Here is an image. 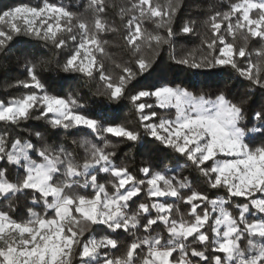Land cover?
I'll use <instances>...</instances> for the list:
<instances>
[{"label": "snow or ice", "instance_id": "snow-or-ice-1", "mask_svg": "<svg viewBox=\"0 0 264 264\" xmlns=\"http://www.w3.org/2000/svg\"><path fill=\"white\" fill-rule=\"evenodd\" d=\"M87 8L93 13L91 22L48 0L37 5L21 2L0 12V52L21 36L50 44L58 52L68 48L60 70L88 78L98 73L104 83L100 94L111 105L127 100L138 114L139 129L85 115L77 96L48 92L36 65L28 62V78L10 85L28 91L0 101V122L12 128L34 118L53 130L84 127L97 142L73 141L84 152L78 158L63 146L38 148L31 139L13 138L7 128L0 131V161L19 169L15 180L8 178L7 169H0V198L26 195L33 203L25 220L13 218L11 203L9 210H0V264H264V144L250 147L245 142L249 133L264 136V108L253 113L261 126L248 130L242 126L244 101H234L223 91L210 97L170 83L132 91L136 78L153 66L139 55L141 44L147 42L149 48L170 44L180 4L112 0L111 8L124 25L123 39L136 57L134 67L116 64L117 75L107 74L98 59L107 44L101 35L117 31L114 22L105 19L108 0H88ZM148 19L166 29L165 35L145 34L142 21ZM206 24L212 34L206 41L209 55L199 60L189 55L176 63L190 70L230 67L253 87L264 89V59L252 63L246 46L237 47L227 39L239 34L245 41L264 42V0H237L227 11H213ZM194 30L195 21L189 20L180 32ZM256 55L264 58V47ZM238 59L249 62L242 66ZM154 108L175 114L167 117ZM33 112L39 115L33 117ZM105 134L133 145L150 137L161 151L184 158L209 188L224 190V196L210 198L192 190L187 177L170 174L175 169L155 170L149 164L138 169L142 174L138 178L114 162L116 153L109 149L115 146ZM32 135L43 140L41 132ZM97 171L111 179L98 183ZM89 188L91 193L84 191ZM142 193L150 202L133 209ZM169 197L179 203H168ZM234 198L244 201L235 205L236 214L230 204ZM157 226L163 231L153 234ZM141 229L144 235L137 236ZM121 231L133 239L114 256L119 248L115 237Z\"/></svg>", "mask_w": 264, "mask_h": 264}, {"label": "trees", "instance_id": "trees-1", "mask_svg": "<svg viewBox=\"0 0 264 264\" xmlns=\"http://www.w3.org/2000/svg\"><path fill=\"white\" fill-rule=\"evenodd\" d=\"M21 2L37 5L41 4L43 0H0V12ZM48 2L63 5L89 22L92 20L93 13L87 8L88 0H48ZM119 2L124 3L125 0H119ZM153 2L166 5L169 0H153ZM172 2L180 4L171 25L176 35L172 38L170 44H161L152 48L148 47L147 42L141 44L139 55L151 60L153 66L147 73L136 78L131 90L147 89L152 85L159 86L160 84L170 83L181 85L194 94L203 93L210 97H214L218 92L223 91L234 101H244L246 119L242 122L243 127L250 130L253 127L261 126L260 122L253 118V113L264 108V89L253 87L247 79L240 77L230 67L190 70L187 66L176 63L177 60L189 55L197 60L209 55L206 41L211 39L212 34L206 24L208 17L213 11H227L228 7L237 0H172ZM108 3L109 9L105 19L114 22L117 31L101 35V39L107 41V44L105 54L103 56L98 55V59L104 63L107 74L117 75L120 69L115 67L116 64H129L134 67L133 61L136 57L135 54L129 51L123 39L125 35L124 25L116 15V11L111 8L112 0H108ZM189 20L195 21V30L189 34H182L180 29ZM142 29L145 34L158 33L165 35L166 33V29L158 28L157 23L151 19L142 21ZM227 39L237 47L246 46L247 51L251 54L249 60L252 63L264 59L256 55V50L264 47V42L252 39L245 41L244 37L239 34L235 39L231 36ZM67 54L68 48L58 52L50 44L45 46L42 41L24 36L14 37L7 50L0 52V101H7L28 91L23 87H10V85L18 80L28 78L26 65L31 62L36 65L37 74L48 92L64 97L69 94L77 96L79 103L84 105L80 111L85 115L100 120L104 124H123L130 128L139 129L138 114L127 100L118 106L111 105L100 94L104 90V83L99 79L98 73H94L93 78H88L83 74L65 73L60 70L59 65L64 62ZM173 56L175 60L172 59ZM249 60L238 59V63L247 66ZM152 102L149 100V103ZM153 110L167 117H173L175 114L174 111H165L159 108ZM36 115H39V113L33 112V117ZM6 128L11 132L13 138L31 139L38 148L41 145L63 146L72 151L78 158H82L84 152L73 141L87 138L97 142V137L87 128L81 127L67 131L53 130L47 125L46 121L34 118L12 128H8L6 124L0 122V131ZM35 132H41L43 140H39L32 135ZM105 135L111 144L115 146L109 149L116 153L114 162L118 166H127L138 178H142V174L138 172V169L149 164L155 170L175 169L176 172L170 174L187 177L191 181L192 190L202 192L210 198L224 196V190L209 188L204 178L199 176L193 166L186 165L184 158H179L171 150L161 151V146L152 141L150 137H145L142 144L133 145L121 138L113 137L111 134ZM245 142L249 143L250 147L259 146L264 144V136L258 133H249ZM0 169H7L8 178L11 180H15L19 175V169L6 162L0 161ZM94 174L98 176V183H107L111 179L109 174L103 172L97 171ZM84 191L91 193L92 189L89 188ZM182 194L187 195L188 190H183ZM141 202H150L144 193L135 199V204H132L131 207L134 209L136 204ZM167 202L179 203L171 197L167 198ZM242 202H244L243 198H234L230 202L234 214H236L235 205ZM10 203L12 204L11 215L14 219H27V210L33 207L31 196L19 195L18 198H0V210H9ZM180 207L183 211H187L183 204ZM35 210L43 211L40 207ZM162 231V226H157L153 234ZM136 235L143 236V230L138 231ZM115 238L119 242V248L113 251L112 255L119 256L124 252L126 245L131 242L133 236L131 233L121 231ZM245 244L246 240L242 241V246Z\"/></svg>", "mask_w": 264, "mask_h": 264}]
</instances>
